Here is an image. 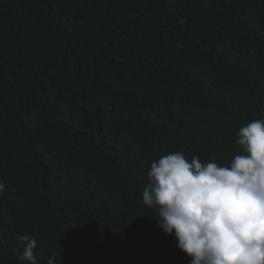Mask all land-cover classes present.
I'll use <instances>...</instances> for the list:
<instances>
[{"label":"trees","instance_id":"trees-1","mask_svg":"<svg viewBox=\"0 0 264 264\" xmlns=\"http://www.w3.org/2000/svg\"><path fill=\"white\" fill-rule=\"evenodd\" d=\"M264 119V0H0V264H190L153 160L237 154Z\"/></svg>","mask_w":264,"mask_h":264},{"label":"clouds","instance_id":"clouds-1","mask_svg":"<svg viewBox=\"0 0 264 264\" xmlns=\"http://www.w3.org/2000/svg\"><path fill=\"white\" fill-rule=\"evenodd\" d=\"M227 166L175 151L153 160L142 202L190 264H264V119L241 126ZM4 184L0 182V193ZM17 258L38 264L36 240L18 235ZM53 254L47 264H55Z\"/></svg>","mask_w":264,"mask_h":264}]
</instances>
